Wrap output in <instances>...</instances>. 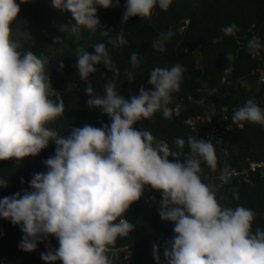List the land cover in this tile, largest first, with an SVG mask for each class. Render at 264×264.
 <instances>
[{
    "label": "clouds",
    "instance_id": "9594fccd",
    "mask_svg": "<svg viewBox=\"0 0 264 264\" xmlns=\"http://www.w3.org/2000/svg\"><path fill=\"white\" fill-rule=\"evenodd\" d=\"M171 3L172 0H127L122 24L135 16L151 19L156 7L166 11ZM52 4L70 11L76 22L61 25L59 30L79 36L83 28L95 32L100 26L97 6L109 9L118 6V0L115 5L113 0H52ZM19 12L16 0H0V161L15 158L19 162L38 155L50 142L56 146L55 154L42 162L47 171L33 174L30 191L0 198V217L19 225L24 234L20 250L35 251L38 243L54 236L59 247L45 246L47 251L41 252L45 264H114L110 255L114 242L118 237H128L135 228L124 214L150 186L161 192L159 216L173 223L175 233L164 242V262L160 246L153 244L157 264H264V229L252 230L257 213L240 205H222L216 192L201 179V159L212 169L216 166L211 141L194 136L187 141L176 137L174 144L179 151H172L163 142H154L150 131L134 128L138 121L151 119L157 112L165 119L171 118L172 93L180 91L185 67L181 63L170 68L155 67L147 81L151 89L141 86L138 95L125 99L116 91L120 72L108 45L122 47L127 39L121 30L114 36L110 31H102L101 35L108 37L107 44H94V54L77 48L75 67L86 85L88 107L107 114L111 123L101 121L102 127L85 123L61 135L49 127L50 122L64 114L65 105L45 70L47 60L30 49L21 52L11 39L10 25ZM238 31L236 24L221 29L223 36H233ZM173 36L171 30L162 32L151 47L163 53ZM56 41H60L59 37ZM262 47L258 37L247 40L246 48L253 55ZM227 59H233L231 53H227ZM100 64L113 73V78L104 84V95L94 94L89 80ZM130 64L132 69L140 67L138 53H131ZM58 65L63 71L64 63ZM258 69L264 70L256 67L257 77ZM125 74L129 82L134 81L132 70L125 69ZM258 80L257 91L259 84L264 85V75ZM240 83L251 90L247 81ZM227 111L223 107L216 122L206 114L196 117H207L211 124L227 127L223 138L230 127L224 123L226 119H221ZM195 118L194 122L204 124L202 136L208 123ZM231 119L235 127H243L244 122L264 127V109L251 97L234 110ZM186 144L190 149L187 154ZM170 156L174 162L169 160ZM8 187L9 182L0 178V189Z\"/></svg>",
    "mask_w": 264,
    "mask_h": 264
},
{
    "label": "trees",
    "instance_id": "16d2710c",
    "mask_svg": "<svg viewBox=\"0 0 264 264\" xmlns=\"http://www.w3.org/2000/svg\"><path fill=\"white\" fill-rule=\"evenodd\" d=\"M113 2L115 5L116 0ZM126 2L118 0V6L109 9L97 6L100 26L95 32L83 28L79 36L59 30L61 25H74L76 22L70 11L53 7L52 0L25 4L21 16H17L10 25L11 39L17 43L18 50L23 52L30 49L47 60L45 70L53 88L63 99L64 114L50 122L49 127L61 135H67L71 128L83 127L85 123L93 127H102L101 121L111 123L107 114L99 109H90L87 105L89 97L84 93L86 85L80 80L75 67L76 49L84 48L94 54V44H107L108 37L102 36V31H110L114 36L121 30L127 44L122 47L108 45V51L120 72L116 91L125 99L138 95L141 86L151 89L147 81L155 67L170 68L177 63L185 67L180 91L172 93L173 102L169 105L172 108L171 118L165 119L157 112L151 119L138 121L134 128L150 131L154 142L161 141L172 151H179L174 144L176 137H182L185 141L189 136L203 139L201 131L204 124L195 121L190 129L185 124L186 120L206 114L216 122L222 108L226 107L229 111L224 123L230 127L222 138L220 150L215 148V169L201 159L200 176L216 192L222 205H240L257 213L252 225L253 232L257 227L264 229V176L249 173L247 181H243L242 176L232 177L224 184H219L214 178L222 168L245 170L250 162L264 157V127L250 122H244L243 127H235L231 119L234 110L251 97H255L264 109V85L259 84L257 91L259 80L254 72L258 66L264 69V47L255 55L246 48L247 40L252 36L258 37L264 45V0H172L166 11L156 7L151 19L135 16L122 24ZM230 24H236L239 31L233 36H223L221 29ZM169 30L174 36L167 42L166 51L161 53L153 49L152 41ZM221 36L223 38L217 43H212ZM57 37L59 42L56 41ZM242 40L246 44L240 49L238 46ZM132 52L140 55V67L137 69L131 68ZM227 53L232 54L231 61L227 59ZM60 62L65 65L63 71L59 70ZM125 69L133 71V82L128 81ZM112 78L111 71L102 64L97 65V71L89 76L94 94L104 95V84ZM241 80L247 81L251 90L242 87ZM69 84L72 86L68 87ZM51 98L55 99V96ZM199 101L202 103L199 104ZM55 147L50 142L36 156L25 157L19 162L15 158L0 161V178L9 182L8 188L0 189V198L22 190L30 191L29 181L33 174L47 171L42 162L55 154ZM189 151L186 144L184 153ZM169 160L174 162L171 156ZM143 196L145 199L134 202L124 214V218L135 228L128 237H118L114 242L113 251L110 252L114 264H157L153 257V244L160 246V257L164 262V242L175 235L174 225L159 216L161 192L146 186ZM23 235L19 225L0 217V264H45L41 259V252L47 251L45 246L59 247L58 240L49 236L46 241L38 243L35 251L24 252L19 248Z\"/></svg>",
    "mask_w": 264,
    "mask_h": 264
},
{
    "label": "built area",
    "instance_id": "2783aa9c",
    "mask_svg": "<svg viewBox=\"0 0 264 264\" xmlns=\"http://www.w3.org/2000/svg\"><path fill=\"white\" fill-rule=\"evenodd\" d=\"M258 77L264 75V70H257ZM208 123V127L205 131L202 132V136L204 140H210L211 143L214 145V148H221L222 144V135L225 131H227V127L219 125H213L209 122L207 117H196L195 120H204ZM222 120H225L226 117L223 115L221 117ZM194 123V119H190L186 121V124L192 127ZM250 172H258L260 176L264 175V159L259 162H254L249 164L248 169L242 170V171H236L233 169H227L222 168L218 175H216L214 178L217 179L219 184H224L226 181H228L232 177H241L243 181H247L246 178H248V173ZM141 199H145V197L142 195Z\"/></svg>",
    "mask_w": 264,
    "mask_h": 264
},
{
    "label": "rangeland",
    "instance_id": "374dc122",
    "mask_svg": "<svg viewBox=\"0 0 264 264\" xmlns=\"http://www.w3.org/2000/svg\"><path fill=\"white\" fill-rule=\"evenodd\" d=\"M35 1H36V0H28L27 3H28V4H31V3L35 2ZM47 1H49V0H47ZM16 3L20 5V12H19L18 16H21V11L26 7L25 4H27V3H20V0H16ZM15 36H17V34H16ZM13 230H14V229H13ZM11 232H12V231H11Z\"/></svg>",
    "mask_w": 264,
    "mask_h": 264
},
{
    "label": "water",
    "instance_id": "95a60500",
    "mask_svg": "<svg viewBox=\"0 0 264 264\" xmlns=\"http://www.w3.org/2000/svg\"><path fill=\"white\" fill-rule=\"evenodd\" d=\"M244 46H245V42L243 40L240 41L238 48L242 49V48H244Z\"/></svg>",
    "mask_w": 264,
    "mask_h": 264
}]
</instances>
